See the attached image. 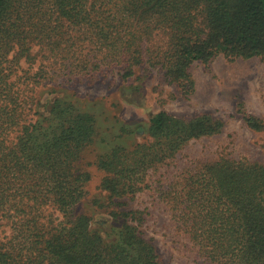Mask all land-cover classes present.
<instances>
[{
  "label": "trees",
  "instance_id": "16d2710c",
  "mask_svg": "<svg viewBox=\"0 0 264 264\" xmlns=\"http://www.w3.org/2000/svg\"><path fill=\"white\" fill-rule=\"evenodd\" d=\"M220 54L264 62V0H0V264H163L140 230L143 211L116 207L154 182L196 255L264 264V162L223 156L150 178L192 139L219 133L221 119L159 110L145 139L99 154L112 218L100 230L76 211L90 178L78 163L96 118L60 96L39 100L38 89L59 80L127 81L138 69L189 94L190 66ZM236 112L264 128L242 104Z\"/></svg>",
  "mask_w": 264,
  "mask_h": 264
},
{
  "label": "rangeland",
  "instance_id": "374dc122",
  "mask_svg": "<svg viewBox=\"0 0 264 264\" xmlns=\"http://www.w3.org/2000/svg\"><path fill=\"white\" fill-rule=\"evenodd\" d=\"M189 70L193 80L189 94L163 80L157 70L145 76L140 69L127 81L111 76L95 81L59 80L38 89L41 104L60 96L96 118L98 134L78 163L90 178L85 199L76 210L87 213L96 228L107 229L109 224L101 222L112 221L107 193L99 186L103 171L95 165L96 157L111 145L129 147L145 139L149 119L159 110L187 118L208 112L224 125L217 134L189 141L174 160L151 175V180L156 181L159 175L168 180L185 168L223 156L264 162V128H249L236 112L242 104L247 113L264 123V62L256 57L229 61L220 54L208 66L195 61ZM124 127L134 132H122ZM151 185L134 199H122L123 204L116 207L143 211L140 230L153 240L163 264H211L195 254L188 237L176 228L169 210L158 199L156 182Z\"/></svg>",
  "mask_w": 264,
  "mask_h": 264
}]
</instances>
